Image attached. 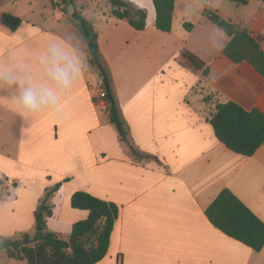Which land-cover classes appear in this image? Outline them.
<instances>
[{
  "label": "crops",
  "instance_id": "1",
  "mask_svg": "<svg viewBox=\"0 0 264 264\" xmlns=\"http://www.w3.org/2000/svg\"><path fill=\"white\" fill-rule=\"evenodd\" d=\"M125 1L145 11L143 31L114 18L106 0L75 6L97 33L98 51L135 150L160 164L134 161L119 142L105 105L94 101L100 77L87 71L89 57L74 27L67 26L71 31L65 33L57 27L59 20L47 26L21 20L10 31L1 23L9 11L0 8V62L28 54L34 60L54 40L81 49L87 60L55 113L45 110L25 119L0 101V145L15 147L12 153L0 152V173L15 194L4 206L7 224L22 231L33 226L44 191L60 184L52 197L58 205L53 232L68 234L72 224L87 218V211L71 208L74 192L119 208L107 254L97 264H264V248L254 252L225 236L205 215L219 192L228 189L264 223V143L251 157L232 153L189 100L199 84L222 101L264 114L262 78L246 62L234 64L221 53L228 41L224 36L218 47L212 46L214 28L200 25V19L208 5L259 36L263 51L264 23H235L220 13L218 0H175L171 31L163 33L155 28L151 0ZM176 16L182 34L173 30ZM184 23L193 30L187 32ZM184 49L205 62L208 75L185 65Z\"/></svg>",
  "mask_w": 264,
  "mask_h": 264
},
{
  "label": "trees",
  "instance_id": "2",
  "mask_svg": "<svg viewBox=\"0 0 264 264\" xmlns=\"http://www.w3.org/2000/svg\"><path fill=\"white\" fill-rule=\"evenodd\" d=\"M110 5L111 15L124 20L136 30L143 31L146 26V13L125 0H106ZM155 11V28L163 33H170L175 0H151ZM236 5L247 6L251 1L264 0H229ZM52 8L62 7L66 14L67 8H72L71 24L81 35L85 51L89 57L88 63L94 67L101 79L105 91V112L109 122L115 126L119 142L128 155L136 162L159 160L151 155L140 153L134 148L130 138V130L121 117L120 108L114 95L109 69L98 51L97 33L90 22L85 20L76 9L74 0H50ZM1 23L10 31H15L21 23L19 17L9 14L1 16ZM200 25L204 27L219 26L228 41L221 53L234 64L246 62L264 81V51L259 41L237 24L222 18L217 11L208 5L204 6ZM183 28L191 32L194 26L184 23ZM214 41H211L213 46ZM180 58L193 72H201L206 76L209 68L196 54L184 49ZM197 94L201 103L211 106L204 115L206 122L212 127L215 138L229 151L244 157H251L264 143V114L257 108L245 110L231 101H222L209 91L198 87ZM191 91V92H192ZM96 102V99H94ZM60 184L47 188L40 200L33 218L38 228L33 240L26 233H20L17 240H0V254L7 258L23 261L25 264H97L107 254L110 236L118 218L117 205L92 195L77 191L70 198L72 209L87 211L85 220L70 226L67 238L63 239L60 232L47 230L48 223L55 218L58 208L52 203V197L60 190ZM205 215L209 223L225 236L245 245L254 252L264 248V223L255 216L228 189L219 192L208 205Z\"/></svg>",
  "mask_w": 264,
  "mask_h": 264
},
{
  "label": "clouds",
  "instance_id": "3",
  "mask_svg": "<svg viewBox=\"0 0 264 264\" xmlns=\"http://www.w3.org/2000/svg\"><path fill=\"white\" fill-rule=\"evenodd\" d=\"M226 35L219 26L211 33L214 47ZM86 56L63 40H54L35 55L14 56L0 62V101L27 119L41 111L57 112L64 96L83 75Z\"/></svg>",
  "mask_w": 264,
  "mask_h": 264
},
{
  "label": "rangeland",
  "instance_id": "4",
  "mask_svg": "<svg viewBox=\"0 0 264 264\" xmlns=\"http://www.w3.org/2000/svg\"><path fill=\"white\" fill-rule=\"evenodd\" d=\"M57 1V0H56ZM220 3V13L229 19L233 20L235 23H249L250 25H255L259 22L264 23V2L261 1H251L247 6L236 5L231 3L229 0H218ZM75 5H84L85 0H74ZM0 8L3 10L9 11L7 14L19 17L21 20L34 22L40 26L50 25L54 20H59L61 22L60 25H57L58 28H61L65 33H69L73 28L71 24V11L72 8H67V13L64 14L61 9L62 7L52 8L50 6V0H1ZM173 30L174 32L183 33L182 27L179 25V17L176 16L173 19ZM68 26V27H67ZM259 28V25L256 26ZM80 41L82 39L79 34ZM257 40L259 36H256ZM89 73L93 74V76L97 75L98 72L94 67H91L88 64ZM101 86V83L96 86V96H98V90ZM189 100L191 105L194 106L199 112L203 115L208 113L211 106L201 103V97L197 94V89L195 91L190 92ZM98 103V102H96ZM15 147L12 145L9 146H1L0 152H14ZM14 187L8 186L5 183V175L0 173V225H4V228H0V240L3 239H11L17 240L20 238V233L27 232L29 238L33 240L37 235L38 228L34 225L27 228V225L22 228H27L25 231L16 230L18 227L7 224L9 212L6 206L12 199H14L15 194L13 193ZM45 192V191H44ZM44 195V194H43ZM42 199V198H41ZM56 215V213H55ZM48 231H57V227L55 226L54 219L51 220L47 225ZM62 238L66 239L67 233L65 230H61ZM7 234V235H6ZM0 264H25L23 261H16L6 257L5 254H0Z\"/></svg>",
  "mask_w": 264,
  "mask_h": 264
},
{
  "label": "built area",
  "instance_id": "5",
  "mask_svg": "<svg viewBox=\"0 0 264 264\" xmlns=\"http://www.w3.org/2000/svg\"><path fill=\"white\" fill-rule=\"evenodd\" d=\"M95 83H96V86H97V84L99 83H101V79L99 78V79H96L95 80ZM98 97L97 98H95L96 99V102H98V103H100V104H104V105H106V102L103 100L104 98H105V91H104V89L102 88V86H100V88H99V90H98V95H97Z\"/></svg>",
  "mask_w": 264,
  "mask_h": 264
},
{
  "label": "water",
  "instance_id": "6",
  "mask_svg": "<svg viewBox=\"0 0 264 264\" xmlns=\"http://www.w3.org/2000/svg\"><path fill=\"white\" fill-rule=\"evenodd\" d=\"M88 57V56H87Z\"/></svg>",
  "mask_w": 264,
  "mask_h": 264
}]
</instances>
